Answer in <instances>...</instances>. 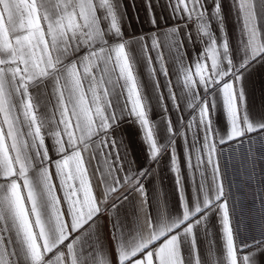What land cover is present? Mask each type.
I'll list each match as a JSON object with an SVG mask.
<instances>
[{
  "label": "snow or ice",
  "instance_id": "1",
  "mask_svg": "<svg viewBox=\"0 0 264 264\" xmlns=\"http://www.w3.org/2000/svg\"><path fill=\"white\" fill-rule=\"evenodd\" d=\"M227 4L143 0L134 35L136 0H0V264H264V111L249 103L264 0ZM234 166L260 188L256 236Z\"/></svg>",
  "mask_w": 264,
  "mask_h": 264
},
{
  "label": "crops",
  "instance_id": "2",
  "mask_svg": "<svg viewBox=\"0 0 264 264\" xmlns=\"http://www.w3.org/2000/svg\"><path fill=\"white\" fill-rule=\"evenodd\" d=\"M230 5L227 4L226 0V9L229 8ZM139 14L141 20L144 17V7H143V0H136V9L135 13L130 5H128V24H126V30L134 35H139L142 31H146L147 27L142 23L138 22L135 18L136 14ZM158 15L163 13L166 15V12L162 8L157 9ZM226 27L229 29L231 33V37L235 40L237 35V28L238 24L234 18V16L229 12L228 18L226 20ZM195 55V52L192 53ZM138 73L141 76V79L145 83V91L152 99L153 103V111L150 113V116L153 120L159 122L161 117V110L159 106L156 104L155 97L153 95V87L151 83V79L147 73L146 64L143 61H140L137 65ZM161 82L163 83V77H160ZM249 103L252 109L256 112L264 111V69H258L257 72L251 78L249 84ZM172 119L176 121V113L173 111L171 113ZM188 118V113L185 112V119ZM220 123H223V119L221 118ZM125 140L128 143L130 149L138 159V161L143 162L145 159L146 154L143 151V145L140 140V135L136 126H126L125 128ZM178 152L182 155V147L178 143ZM230 181L227 175L226 182ZM154 186L157 190L158 194H165L169 200L170 206L175 202L174 197V189H173V180L171 174L167 170L166 165L161 166V170L158 174V177L154 181ZM202 250L206 253L207 247L206 242L202 243Z\"/></svg>",
  "mask_w": 264,
  "mask_h": 264
},
{
  "label": "built area",
  "instance_id": "3",
  "mask_svg": "<svg viewBox=\"0 0 264 264\" xmlns=\"http://www.w3.org/2000/svg\"><path fill=\"white\" fill-rule=\"evenodd\" d=\"M260 167H264V164L259 165L257 171H259ZM229 180L233 183V192L238 201V212H243L242 219L247 221V217L252 215H260V206L259 201L256 199L257 192L260 191V188L257 187L254 183L247 180L246 176L243 175L238 170V166L230 167L228 170ZM249 231L251 235H258L257 226H253Z\"/></svg>",
  "mask_w": 264,
  "mask_h": 264
},
{
  "label": "rangeland",
  "instance_id": "4",
  "mask_svg": "<svg viewBox=\"0 0 264 264\" xmlns=\"http://www.w3.org/2000/svg\"><path fill=\"white\" fill-rule=\"evenodd\" d=\"M258 219H259V217H257V215H252L250 217H247V221L250 225V228L253 226H257Z\"/></svg>",
  "mask_w": 264,
  "mask_h": 264
}]
</instances>
